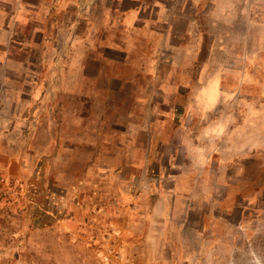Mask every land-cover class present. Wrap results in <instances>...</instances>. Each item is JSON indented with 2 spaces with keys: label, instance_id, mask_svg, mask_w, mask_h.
I'll return each mask as SVG.
<instances>
[{
  "label": "rangeland",
  "instance_id": "obj_1",
  "mask_svg": "<svg viewBox=\"0 0 264 264\" xmlns=\"http://www.w3.org/2000/svg\"><path fill=\"white\" fill-rule=\"evenodd\" d=\"M0 264H264V0H0Z\"/></svg>",
  "mask_w": 264,
  "mask_h": 264
},
{
  "label": "crops",
  "instance_id": "obj_2",
  "mask_svg": "<svg viewBox=\"0 0 264 264\" xmlns=\"http://www.w3.org/2000/svg\"><path fill=\"white\" fill-rule=\"evenodd\" d=\"M29 122V121H28ZM31 122V121H30ZM1 165H3V162L1 163Z\"/></svg>",
  "mask_w": 264,
  "mask_h": 264
}]
</instances>
